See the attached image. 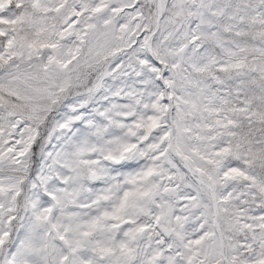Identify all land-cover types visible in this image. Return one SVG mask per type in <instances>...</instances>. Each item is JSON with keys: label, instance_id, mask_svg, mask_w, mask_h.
<instances>
[{"label": "snow or ice", "instance_id": "snow-or-ice-1", "mask_svg": "<svg viewBox=\"0 0 264 264\" xmlns=\"http://www.w3.org/2000/svg\"><path fill=\"white\" fill-rule=\"evenodd\" d=\"M0 264H264V0H0Z\"/></svg>", "mask_w": 264, "mask_h": 264}]
</instances>
